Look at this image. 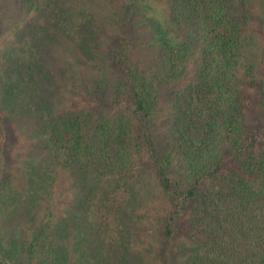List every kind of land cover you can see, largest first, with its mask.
I'll list each match as a JSON object with an SVG mask.
<instances>
[{"label": "trees", "instance_id": "trees-1", "mask_svg": "<svg viewBox=\"0 0 264 264\" xmlns=\"http://www.w3.org/2000/svg\"><path fill=\"white\" fill-rule=\"evenodd\" d=\"M2 1L14 14L0 19V264H146L130 235L148 221L159 264L171 246V264H264L262 116L245 121L240 101L262 81L239 62L247 8L264 0H164L148 70L130 57V17L114 19L138 0ZM95 10L118 26L106 51ZM65 49L98 69L73 83L53 64ZM60 83L85 106L65 104ZM149 194L157 212L138 214Z\"/></svg>", "mask_w": 264, "mask_h": 264}, {"label": "rangeland", "instance_id": "rangeland-1", "mask_svg": "<svg viewBox=\"0 0 264 264\" xmlns=\"http://www.w3.org/2000/svg\"><path fill=\"white\" fill-rule=\"evenodd\" d=\"M128 1V0H127ZM135 1V0H133ZM253 0H247V3L252 2ZM139 4L138 7L133 4H129L127 2L124 5L129 4V8L126 11V8L122 9L120 12L116 13L114 19H122L125 12L127 16L130 17L127 19V32H128V48L130 51V57L132 61L140 68L148 70V64L152 63V59L154 57V45H153V38H156V34L152 31L151 22L152 20L160 25H166V16H165V1L164 0H138ZM253 5L247 8V19L251 21L249 32L250 37H248V41L246 44V50L243 51L242 56L239 58L241 68L246 67V64H255L254 72L258 75L257 79L262 81V85L260 83H255L256 85L246 87L245 93L243 92L241 96V103H242V110L245 114V121L251 119L250 117L260 118L257 113H261V119H253V127L260 129V131H264V124L261 127V121H264V110L260 109V103L262 97H264V5L260 3H256L253 1ZM123 8V6H122ZM243 7L240 8V11H243ZM14 7L12 3L7 1L0 0V19L5 21H11L13 18L12 15ZM96 17H97V25H99L97 29V33L99 35L100 40L106 43V46L102 44L99 47L102 50H105L109 41H111L110 37L115 34L118 36L119 32L117 24L112 25L111 21L106 20L108 16L102 12L101 10H95ZM165 19V20H164ZM164 20V21H163ZM118 33V34H117ZM152 43V44H151ZM66 50V49H65ZM106 51V50H105ZM57 60L53 62V64L58 65L59 67H63L65 77L70 74H74V78L72 80L73 83H81L82 80H78L76 77L79 76H87L90 77L91 74L94 72V68H97L99 64L96 62L95 64L92 60H86L85 62H76L75 58L72 57L70 52L60 51L59 53L55 54ZM187 72L180 78L177 82H173L167 86L162 88V95L160 99V105L167 104V97L168 92H172L174 89H177L179 86L187 83L191 79L192 68L196 65L195 55L190 57L187 63ZM240 74V73H238ZM79 75V76H78ZM64 77V78H65ZM68 83V82H67ZM67 83H60L61 86H65L62 91V99H65V104L68 103L70 107H74L70 104V101H76L79 107H84L83 102L86 100L83 98L82 92H73V93H66L67 91ZM73 98V100L69 99ZM88 99V97H86ZM89 105H96L100 103L98 100H90ZM103 105V108L107 106V103H100ZM263 111V112H262ZM165 110H162L157 118L156 121V128L158 133L163 132L165 124H166V114ZM252 117V118H253ZM149 192V191H148ZM146 193V195L148 194ZM156 200L154 203V199L151 198V195L143 196V199L139 201V209L137 213H143L144 211H148L150 213L157 212L156 209ZM151 221L145 222V224H135L134 229L130 235V247L132 251H141L142 255L146 257L144 261H147L146 264H159V258H155L153 253L156 251H160L159 257H162L163 249L158 248L160 243L158 241H154L152 236V231L150 229L149 223ZM180 240L174 238L172 244H177ZM163 246V245H162ZM144 248H147L144 250ZM175 248L171 246V249ZM171 249L169 248L165 250L166 254V262L167 264H171L172 260L170 258ZM77 261H72L70 264H76Z\"/></svg>", "mask_w": 264, "mask_h": 264}]
</instances>
